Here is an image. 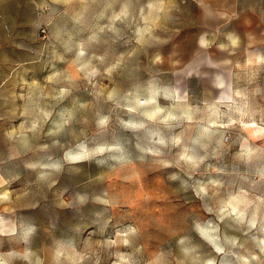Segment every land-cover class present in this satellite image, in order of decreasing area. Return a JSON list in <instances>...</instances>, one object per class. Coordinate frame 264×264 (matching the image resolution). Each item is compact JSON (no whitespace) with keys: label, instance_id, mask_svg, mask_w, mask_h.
Returning a JSON list of instances; mask_svg holds the SVG:
<instances>
[{"label":"rangeland","instance_id":"374dc122","mask_svg":"<svg viewBox=\"0 0 264 264\" xmlns=\"http://www.w3.org/2000/svg\"><path fill=\"white\" fill-rule=\"evenodd\" d=\"M149 2L158 0H133L137 9ZM163 2L169 11L155 32L160 42L141 48L112 79L97 78L96 83L116 87L122 93L131 91L144 99L149 95L148 82L154 81L158 86L178 90L180 96L187 93L186 103L180 104L161 97L162 106H172L178 111L190 106L194 118L201 120L212 116L208 108L215 105L220 110V120L226 122L229 117L235 118V106L229 104L233 82L234 88L240 86V90L247 91L251 108L257 113V123L264 124V64L258 63V58H264V0ZM106 3L107 0H0V177L6 181L0 185V193H11L9 201L0 202V221L4 222L0 253L28 247L43 257L46 264H52L51 257L58 248L70 252L72 247L84 250L86 243L95 247L97 242L113 238L117 231L135 225L141 229L138 243L144 246L141 264L158 250L178 255V236L174 233L190 235L205 258L215 255L191 231L194 220L215 222V217L203 211L201 201L191 189L184 191L179 181L169 179L170 174L177 171L175 168L162 169L153 166L151 158L143 162L138 159L141 153L135 148L137 139L116 123V116L123 115L122 112H113V124L108 132L97 133L96 112L107 114L113 106L97 102L89 95L90 88L85 91L81 86L56 107L44 133L33 142V151L25 152L17 146L20 155L11 158L12 145L5 133L26 119L22 113L29 106L28 94L35 90L36 84L50 87L44 77L63 70L71 58L63 42L71 37L74 43L86 36L94 17ZM202 36L210 47L199 45ZM130 39L131 32L125 30L124 39L116 44L102 45L98 51H108L110 56L129 52L137 47L134 42L126 43ZM220 77L229 90L227 94L222 92L226 100L216 104L220 98L214 84ZM88 102L93 107L78 113L72 125L77 139L67 131L59 137L46 135L53 122L59 121L62 111ZM85 117L90 122L87 125L81 122ZM82 129L84 136L79 135ZM228 136L231 150L220 160L209 161L212 167L222 171L202 170L203 174L196 179L224 180L227 191L245 188L264 196V186L251 187L255 179L253 170L234 159L243 133L236 128L229 130ZM54 139L66 146L81 141L89 147L106 142L123 143L135 167L112 172L111 161L103 166L95 161L65 164L63 172L55 177L58 183L48 187L37 182L39 169H27L25 164L49 163V157L53 161L62 159L63 150L52 146ZM45 144L49 145L48 149L40 150ZM105 192L109 198L118 200L116 206L107 208L89 202L81 207L74 203L78 193H87L91 198ZM229 223L222 224L221 231L239 237L246 248L253 249L250 237L234 231ZM33 224L37 231L25 244V230ZM100 255V264H113L111 252L101 250ZM221 259L217 257L218 261ZM223 259L225 264H235L232 257Z\"/></svg>","mask_w":264,"mask_h":264},{"label":"clouds","instance_id":"9594fccd","mask_svg":"<svg viewBox=\"0 0 264 264\" xmlns=\"http://www.w3.org/2000/svg\"><path fill=\"white\" fill-rule=\"evenodd\" d=\"M168 7L163 0L149 2L145 6L136 8L133 0H107L105 6L96 14L94 22L88 27L87 35L72 42L69 37L63 42L65 50L71 54L67 66L60 71L46 75L44 79L50 87H40L36 84L35 90L28 94L29 106L22 113L26 119L5 133L12 145L11 158L20 155L19 149L25 152L34 150V141L44 133L45 125L52 120L55 109L75 91L83 86L89 95L97 102L111 104L113 107L107 114L96 112L94 121L98 134L109 131L113 124V112L119 111L123 115L116 116V123L120 129L130 132L137 139L136 150L141 153L138 159L143 162L151 158L153 166L177 171L170 174L169 179L179 181L181 189L192 190L196 199L201 201L203 211L213 220H194L191 231L199 237L215 255L207 258L201 254L200 246L192 242L190 235H180L176 239L178 255L171 251L158 250L143 264H225L224 257H232L235 264H264V196L256 195L252 191L239 188L235 192L226 190L224 180L208 179L197 180L211 168L213 172L221 169L210 165L211 160H220L225 152L230 151L232 145L228 143V131L239 128L243 136L240 138V147L234 153V159L246 169L254 172L255 179L251 187L264 186V124L257 123V113L251 108L246 90H236L229 104L235 106V118L229 117L226 122L220 120V110L212 105L208 111L215 116L196 120L193 110L189 106L178 111L172 106H162L161 97L175 101L177 104L186 103L187 93L180 96L176 89L167 86H158L154 81L148 82L149 95L141 99L131 91L121 92L116 87L98 85L97 78L112 79L127 66L137 52L153 42H160L155 32L161 21L168 14ZM125 30L131 32V39L126 43H135L136 48L126 53L110 56L108 51L100 52L102 45L116 44L125 37ZM59 41V34L56 35ZM233 44L237 41H232ZM201 47H210V43L202 36L198 41ZM63 60V57L60 58ZM160 57H157L159 60ZM259 64H264V58H258ZM222 101L217 100L216 104ZM93 105L77 103L71 109H65L59 116V121L53 122L52 128L46 133L49 137H59L67 131L74 139L77 135L72 131V125L80 112L91 109ZM196 111H199L197 109ZM85 125L90 122L82 118ZM84 136L82 129L79 133ZM140 141H143L141 143ZM53 147L63 150L62 159L52 160L49 163H27L30 170L39 169L37 182L54 187L58 180L55 178L63 172L65 164H80L95 161L103 166L111 161L110 170L118 172L126 168H133L131 153L120 142L100 143L89 147L83 141L74 146H66L59 139H54ZM49 145L41 146L40 150H47ZM6 181L0 177V185ZM11 198L10 192L0 193V202H7ZM91 203L107 208L118 204L115 197L109 198L105 192L90 198L87 193L77 194L74 203L84 207ZM99 215V214H97ZM230 222L229 227L244 237H250L253 249H248L241 243L239 237L228 236L221 231V225ZM4 230V222L0 221V232ZM36 226L28 225L24 233V242L28 243L36 233ZM141 229L129 225L117 231L113 238L97 242L95 247L86 243L85 249L71 251L62 248L55 250L51 257L52 264H100V251L111 252L113 264H141L144 246L140 243ZM115 249V251H112ZM240 249L241 251H236ZM171 257V259H169ZM217 257H221L220 261ZM46 264L43 257L36 251L25 247L23 250H11L0 253V264Z\"/></svg>","mask_w":264,"mask_h":264},{"label":"crops","instance_id":"0c3cea01","mask_svg":"<svg viewBox=\"0 0 264 264\" xmlns=\"http://www.w3.org/2000/svg\"><path fill=\"white\" fill-rule=\"evenodd\" d=\"M239 87L240 86H238L237 88H234L233 82L231 83L230 90H231V97L232 98H233V94L232 93L234 92V89H235V91L238 90V89L240 90ZM214 89H215V92L217 93L216 95L219 96L220 101H225L226 98H225V96L223 95L222 92H224V94H227L229 89L227 87V84L225 82H223V79L221 77L217 78L215 80ZM218 93H220V94H218Z\"/></svg>","mask_w":264,"mask_h":264},{"label":"bare ground","instance_id":"6f19581e","mask_svg":"<svg viewBox=\"0 0 264 264\" xmlns=\"http://www.w3.org/2000/svg\"><path fill=\"white\" fill-rule=\"evenodd\" d=\"M213 119H215V118H213Z\"/></svg>","mask_w":264,"mask_h":264}]
</instances>
